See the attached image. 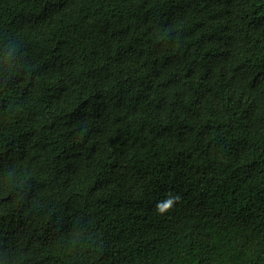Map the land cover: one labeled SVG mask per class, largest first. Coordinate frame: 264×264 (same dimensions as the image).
<instances>
[{
    "label": "trees",
    "instance_id": "1",
    "mask_svg": "<svg viewBox=\"0 0 264 264\" xmlns=\"http://www.w3.org/2000/svg\"><path fill=\"white\" fill-rule=\"evenodd\" d=\"M0 264H264V0H0Z\"/></svg>",
    "mask_w": 264,
    "mask_h": 264
},
{
    "label": "snow or ice",
    "instance_id": "2",
    "mask_svg": "<svg viewBox=\"0 0 264 264\" xmlns=\"http://www.w3.org/2000/svg\"><path fill=\"white\" fill-rule=\"evenodd\" d=\"M166 207V206H165Z\"/></svg>",
    "mask_w": 264,
    "mask_h": 264
}]
</instances>
